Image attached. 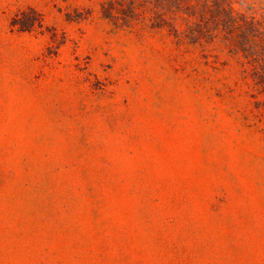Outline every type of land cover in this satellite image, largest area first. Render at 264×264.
Returning a JSON list of instances; mask_svg holds the SVG:
<instances>
[{
	"label": "rangeland",
	"instance_id": "1",
	"mask_svg": "<svg viewBox=\"0 0 264 264\" xmlns=\"http://www.w3.org/2000/svg\"><path fill=\"white\" fill-rule=\"evenodd\" d=\"M108 1L0 0V264H264V0Z\"/></svg>",
	"mask_w": 264,
	"mask_h": 264
},
{
	"label": "trees",
	"instance_id": "2",
	"mask_svg": "<svg viewBox=\"0 0 264 264\" xmlns=\"http://www.w3.org/2000/svg\"><path fill=\"white\" fill-rule=\"evenodd\" d=\"M206 1V4H210L209 0H183V3L181 4L179 1V4L177 6H174L173 10H169V8L164 7V12L159 13L158 11L152 10H146L138 12L137 15L144 17L143 20L140 21H172L176 24L181 21V24L184 22L187 27L191 25H195L198 17L201 15L200 12L197 11L196 6L198 3L202 2V4ZM108 4H110V11L112 12L113 17L119 18L122 15L127 16L126 7H125V0H109ZM190 5L192 7V10L185 11L186 6ZM180 7L181 11H180ZM206 6L205 8H207ZM204 8V9H205ZM137 11V10H134ZM151 11V12H150ZM150 13L152 15L150 16ZM216 19L221 20V18L218 16Z\"/></svg>",
	"mask_w": 264,
	"mask_h": 264
}]
</instances>
